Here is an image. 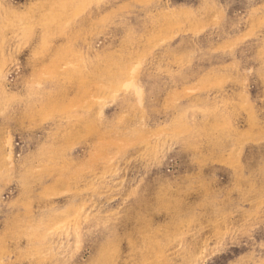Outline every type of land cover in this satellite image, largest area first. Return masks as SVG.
I'll use <instances>...</instances> for the list:
<instances>
[{
    "label": "rangeland",
    "instance_id": "374dc122",
    "mask_svg": "<svg viewBox=\"0 0 264 264\" xmlns=\"http://www.w3.org/2000/svg\"><path fill=\"white\" fill-rule=\"evenodd\" d=\"M4 156L0 264H264V0H0Z\"/></svg>",
    "mask_w": 264,
    "mask_h": 264
},
{
    "label": "bare ground",
    "instance_id": "6f19581e",
    "mask_svg": "<svg viewBox=\"0 0 264 264\" xmlns=\"http://www.w3.org/2000/svg\"><path fill=\"white\" fill-rule=\"evenodd\" d=\"M132 61V60H131ZM133 65L131 66V67H133L134 68V70H133V74H135L134 72L136 71V69H137V62L135 61H133V63H132ZM131 73V72H130ZM134 76V75H133ZM132 77V76H131ZM8 162V160H7V158L4 156L3 157V159L0 161V163H7Z\"/></svg>",
    "mask_w": 264,
    "mask_h": 264
}]
</instances>
